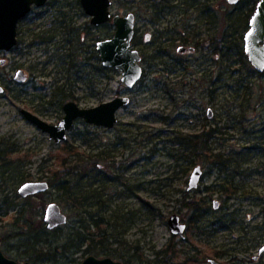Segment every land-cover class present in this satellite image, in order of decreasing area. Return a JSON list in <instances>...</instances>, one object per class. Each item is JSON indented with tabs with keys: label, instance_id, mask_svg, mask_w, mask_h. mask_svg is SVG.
Instances as JSON below:
<instances>
[{
	"label": "rangeland",
	"instance_id": "374dc122",
	"mask_svg": "<svg viewBox=\"0 0 264 264\" xmlns=\"http://www.w3.org/2000/svg\"><path fill=\"white\" fill-rule=\"evenodd\" d=\"M140 1L114 0L112 9L138 16L132 46L143 58L144 74L132 89L122 82L120 70L103 66L97 51V42L111 38L115 27L93 26L80 0H50L34 8L18 25V46L0 50V86L5 89L0 94V150L7 149L3 159L9 162H0V248L20 264H81L90 254L86 246L75 247L90 232L96 241L106 238L109 257L125 264H179L209 253L212 257L201 264H264V253H259L264 245V84L255 83L253 70L212 61L208 40L223 28L222 22L218 29L208 23V11L222 13L232 6L227 0H169L168 8L159 5L151 12ZM193 4L201 10L190 8ZM253 6L243 1L236 11ZM198 34L206 48L183 62L173 60L179 39ZM38 37L51 40L42 43ZM19 70L26 73V82L15 79ZM117 96L130 97V103L118 110L114 128L78 119L60 144L22 113L58 125L68 101L92 108ZM241 103L248 105L246 111ZM209 109L212 119H207ZM211 128L218 132L203 157L195 159L178 142ZM217 154L230 159L220 164L214 161ZM197 165L203 178L188 190ZM85 166L89 171L81 184L87 191V186L98 190V197L86 204L93 219L100 220V230L89 214L76 213L60 187L82 177ZM44 181L50 188L35 198L33 213L44 219L48 204L55 202L68 216L66 225L44 236L51 260L31 256L35 240L17 236L23 222L15 220L24 217L26 205L19 188ZM185 193L186 203L195 201L200 208H186ZM173 214L188 225L183 239L171 233ZM169 245L174 252H165Z\"/></svg>",
	"mask_w": 264,
	"mask_h": 264
},
{
	"label": "water",
	"instance_id": "95a60500",
	"mask_svg": "<svg viewBox=\"0 0 264 264\" xmlns=\"http://www.w3.org/2000/svg\"><path fill=\"white\" fill-rule=\"evenodd\" d=\"M48 0H0V50L11 51L18 44V24L31 11L33 5L41 7ZM127 1V0H122ZM242 0H227L231 6H237ZM85 13L91 18L95 27L112 22L115 27L114 35L96 44L99 57L104 67L118 69L122 72V82L130 89L142 79L143 68L140 64L142 58L138 50L132 46L136 34V15L114 14L112 12L113 0H80ZM185 51V48H180ZM244 53L252 67L258 72H264V0H258L253 14L249 19V28L244 35ZM3 64V63H2ZM27 75L23 70L16 73L15 79L26 82ZM4 88L0 86V94ZM130 103V97L117 96L109 102H104L96 107L81 108L76 102L68 101L63 105L64 117L58 125L48 124L37 115L22 110L27 120L34 123L43 132L49 134L57 144L68 139V133L74 128L78 119H83L87 124L97 127L114 128L118 122L116 114L119 109ZM212 114L210 113V116ZM204 171L197 165L189 179L188 190H193L200 185ZM50 188L48 182H26L19 188V194L26 198L43 194ZM219 203L215 204L218 208ZM44 222L49 230L60 228L68 223V216L61 206L55 202L48 204ZM169 228L174 237L185 238L186 223L181 221L177 214H173L168 221ZM1 245V239H0ZM264 252V247L261 250ZM0 264H20L8 258L0 248ZM29 264V263H26ZM81 264H125L112 257L87 256ZM210 264H220L211 260Z\"/></svg>",
	"mask_w": 264,
	"mask_h": 264
},
{
	"label": "trees",
	"instance_id": "16d2710c",
	"mask_svg": "<svg viewBox=\"0 0 264 264\" xmlns=\"http://www.w3.org/2000/svg\"><path fill=\"white\" fill-rule=\"evenodd\" d=\"M130 0L126 1L129 2ZM243 1H247L249 5L253 6L250 7L247 11L244 12H237L236 9L239 6V4ZM225 2V0H224ZM237 6H232L231 9L225 10L222 13L219 12H210L208 11L209 18L208 23L216 25L215 28L218 29L219 23L222 22V32H219L220 38L222 39V47H219L217 43V38L215 39V44L210 46L211 52L214 55H219L222 57L223 62H226L227 68L234 67L235 64L239 65V70H243L245 68L249 70H253L252 73L256 77L255 80H258V82L264 84V72L258 73L255 69L252 68V65L250 64L247 56L244 53V32L246 28L249 27V19L251 15L253 14L255 7L258 3V0H242ZM146 7L152 12L154 9H157L159 5H162L164 9L168 8L170 6L169 0H161V2H158L156 0H147L146 1ZM215 18H221L222 21L217 20ZM215 19V20H213ZM112 24V23H111ZM113 25V24H112ZM37 40L42 43H49L51 38L47 37H38ZM212 41V39H210ZM236 59V60H235ZM233 74V72H232ZM242 81L241 84H239L238 91H241L242 89ZM254 83V81H253ZM264 88V87H262ZM248 90V87L245 89L246 93ZM65 97H67L66 94H64ZM245 100V99H244ZM246 101V100H245ZM240 107L242 111H246L248 109V105H245V103H241ZM218 132L215 128H211L210 130H207L200 134H194L191 136V138L185 137L183 139L178 138V142L185 147V150H190L191 155L196 157L195 159H198L199 157H203L206 155L209 151V142L211 138ZM1 147V146H0ZM5 150H0V162L6 163L3 159V156L5 154ZM68 155V154H67ZM66 155V157H67ZM72 155V154H71ZM66 157L63 158V165L67 164ZM228 159L225 157L224 154H217L214 155V161L218 162L220 161V164H224ZM9 163V162H7ZM6 163V164H7ZM5 165V164H3ZM95 168L96 164L93 165ZM77 169L76 167L71 168V172ZM88 169L85 166L83 171L81 172L82 177H75L69 180H66L63 184H60L61 189L63 190L64 197L67 201V203L76 211L78 215L82 214H89L90 219L92 221V224H94L98 230H100V220H94L92 213L89 211V207L91 205L86 204L87 201H90L92 198L98 197V190L97 189H91V187L87 186V188H90L88 191L85 190L86 187H84L81 182L85 178V175L88 174ZM3 176V175H1ZM74 177V175H73ZM53 183V181H51ZM93 186V185H92ZM44 194H37L35 196H28L24 198L26 205L22 207L23 210H21V214L24 215V217H19L18 219H15L16 221H22L21 228L23 231L17 233V236L26 237L30 236L31 239L35 240V243L32 244L33 247V253L31 256L35 255L36 257L40 258L42 256H45L47 260H51V245L47 244V241L44 239V236L46 233H50L51 231H57L55 230H48L46 223L44 222L43 218H39L37 214H34L33 209H35L34 200L35 198H42ZM183 198V204L186 208H190L192 210L200 208L201 205L196 204L195 201L191 203H186V199L188 197V194L185 193ZM100 198V197H99ZM29 219H32V221H28ZM35 223V224H34ZM33 225L36 227L33 228ZM61 228V227H60ZM89 230V229H88ZM97 235L91 234L90 232H87L86 235L80 236V244L76 246V250L80 251L82 246H86V249L84 252L94 255V256H107L109 257L112 253L111 250L108 248V246L105 244L106 238H100L96 241ZM2 239H6L5 237H2ZM174 239V238H173ZM47 245V246H45ZM49 250H48V248ZM68 245H64L63 248H67ZM172 245H169V248L167 251H172ZM47 250V252H44ZM174 252V251H172ZM162 252H158L157 255H161ZM214 253V252H213ZM212 257V254H205L203 257H189L185 260L183 263L179 264H201L206 257ZM144 260H142L143 262ZM156 262V261H155ZM159 262V261H158ZM126 264H129V261H126ZM167 264V263H163Z\"/></svg>",
	"mask_w": 264,
	"mask_h": 264
},
{
	"label": "flooded vegetation",
	"instance_id": "af4514ba",
	"mask_svg": "<svg viewBox=\"0 0 264 264\" xmlns=\"http://www.w3.org/2000/svg\"><path fill=\"white\" fill-rule=\"evenodd\" d=\"M114 1V0H113ZM128 1V0H127ZM146 1L147 0H141L140 1V5H143V6H145L147 3H146ZM49 2H50V0H48L47 2H46V4L45 5H43V6H41V7H37V6H35V5H33L32 6V8H31V11L28 13V15H26L21 21H23L24 19H26L31 13H32V11H33V9L34 8H43V7H46L47 6V4H49ZM115 3V2H114ZM189 6H191L190 8H193V9H196L197 11H199V10H201V8L200 7H197L195 4H193V5H189ZM146 8V7H145ZM73 13H74V10H73ZM187 16H189V14H186ZM138 18V16L136 15V20H138L137 19ZM21 21H19V23L21 22ZM90 22H91V18H90ZM110 23H112V22H110ZM110 23H108V24H110ZM136 23H137V21H136ZM108 24H106V25H108ZM19 25V24H18ZM94 26V25H93ZM105 25H102V26H99V27H96V28H103ZM137 26V25H136ZM74 30L72 29V32H73ZM18 33H19V31H18ZM197 34V33H196ZM135 36H136V34H135ZM184 37H186V36H183L182 38H180L179 39V46H178V49H177V52H178V54H177V56L176 55H172V59L173 60H175V61H179V62H183V60L185 59V57L186 56H188L189 54H197V53H201V51L204 49V48H206V47H204L203 46V43H202V39H200V34H198L197 36L196 35H194V36H188L187 38H184ZM135 38V37H134ZM150 38H151V34H146L145 35V42H148L149 40H150ZM217 38V43H218V45H219V47H222V45H223V43H222V39L220 38V34H219V31H216L215 33H214V35L212 36V38H210V39H212V41H210V39H208L209 40V44H210V46L211 45H214L215 44V39ZM82 39L84 40V36H82ZM19 40V39H18ZM134 40V39H133ZM133 42V41H132ZM18 44H19V42H18ZM18 44H17V46H18ZM172 44H170V46H171ZM16 46V47H17ZM209 46V47H210ZM16 47H14L12 50H14ZM180 48H185V51H180L179 49ZM161 49V51H163V52H166V50H162V48H160ZM168 49H170V47L168 48ZM11 50V51H12ZM6 52V51H5ZM140 53V52H139ZM141 55V54H140ZM212 55L213 56H215V59H214V57H213V59H212V61L214 60L218 65L221 63L220 61H222L223 62V59H222V57L219 55V53L217 54V55H214L213 53H212ZM205 57H207L206 55H205ZM141 58H142V56H141ZM143 59V58H142ZM142 61V60H141ZM143 68V67H142ZM143 74H144V69H143ZM209 75L207 74V73H205L204 75H203V78H204V80H207L206 78L208 77ZM143 77V76H142ZM203 78H202V80L201 81H204L203 80ZM4 91H5V89H4ZM4 93V92H3ZM211 96L213 97V94H211ZM210 113L212 114L211 116H210ZM213 115H214V113H213V111L211 110V109H209L208 110V114H207V119H212L213 118ZM183 223H185V222H183ZM187 225V224H186ZM58 229V228H57ZM187 229H188V225H187ZM186 229V230H187ZM55 230V229H54ZM183 239V238H182ZM263 247H264V245L261 247V249H260V251H259V253L260 254H263L264 252H261V250L263 249ZM211 261V260H210Z\"/></svg>",
	"mask_w": 264,
	"mask_h": 264
}]
</instances>
